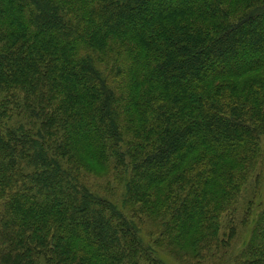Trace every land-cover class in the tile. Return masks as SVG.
<instances>
[{
  "label": "trees",
  "instance_id": "1",
  "mask_svg": "<svg viewBox=\"0 0 264 264\" xmlns=\"http://www.w3.org/2000/svg\"><path fill=\"white\" fill-rule=\"evenodd\" d=\"M162 246L264 264V0H0V264Z\"/></svg>",
  "mask_w": 264,
  "mask_h": 264
},
{
  "label": "rangeland",
  "instance_id": "2",
  "mask_svg": "<svg viewBox=\"0 0 264 264\" xmlns=\"http://www.w3.org/2000/svg\"><path fill=\"white\" fill-rule=\"evenodd\" d=\"M251 77H255V76H251ZM98 177H94L92 175H90V178L88 179L91 182H96ZM142 226V233H141V237L144 240L145 243H147L150 240V237L154 234L155 232V225H149V223L147 221H143ZM149 237H148V234ZM154 237V235H153ZM159 250V248H158ZM169 249L167 250L164 246H162L160 248V250L158 251L157 256L165 263V264H187V262L185 260H183L184 258H180L177 254H171L169 253Z\"/></svg>",
  "mask_w": 264,
  "mask_h": 264
}]
</instances>
